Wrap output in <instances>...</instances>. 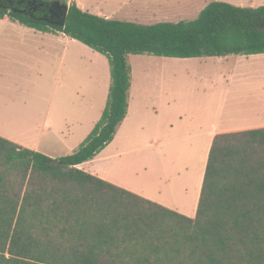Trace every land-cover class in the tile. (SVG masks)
Returning <instances> with one entry per match:
<instances>
[{
  "label": "trees",
  "instance_id": "16d2710c",
  "mask_svg": "<svg viewBox=\"0 0 264 264\" xmlns=\"http://www.w3.org/2000/svg\"><path fill=\"white\" fill-rule=\"evenodd\" d=\"M5 17L104 54L111 85L72 154L53 158L0 136V264H264V127L215 135L195 217L78 167L128 114L129 55L264 54V5L212 1L193 21L141 25L66 0H0Z\"/></svg>",
  "mask_w": 264,
  "mask_h": 264
},
{
  "label": "crops",
  "instance_id": "0c3cea01",
  "mask_svg": "<svg viewBox=\"0 0 264 264\" xmlns=\"http://www.w3.org/2000/svg\"><path fill=\"white\" fill-rule=\"evenodd\" d=\"M78 6L80 7L79 4ZM57 38L67 41L63 45ZM70 40L71 37L64 33L43 32L9 17L0 18V75L13 77L21 85L17 83L20 88L28 90L20 95L22 98L17 103L8 100L10 105L5 101L4 106L0 107V136L53 158L72 154L91 133L102 116L107 102L105 95L107 92L109 94L111 85L110 67L108 69L106 62L105 95L99 111L89 123H84V120L71 123L66 119L61 123L50 119L47 123L45 119L37 131L16 130L25 121L29 122L27 128H35L31 117L40 112V103L46 100L45 93L48 90L42 82L44 73L49 74L50 61L56 50L63 49V53L68 51ZM230 56H237V66L230 72L213 74L209 96L203 104L196 107L178 104V99L184 96V89L180 88L175 91L174 96L162 92L159 106L163 111L155 102L149 106L144 101L133 99L134 72L128 59L132 77L128 114L119 126L114 140L93 160L79 164L78 167L184 215L195 217L215 135L264 127V54H230L212 58H223V62H229ZM21 57H24L26 63L22 72L6 65L20 63ZM165 58L164 65L172 62L171 57ZM81 92L80 87L77 91L78 100L81 99ZM216 95H223L218 113ZM80 113L78 111L77 114ZM144 115L150 121L149 125L146 123L147 127L140 122L144 121ZM217 118L221 123L218 128ZM133 123H137L134 129ZM46 134L52 142L43 149L42 141ZM140 143L145 146L137 147ZM139 152H143L144 162L135 165L137 162L132 161L131 156ZM159 156L164 159V163L154 158ZM174 156L184 162L181 165L167 164V157L170 162ZM129 172H132V176Z\"/></svg>",
  "mask_w": 264,
  "mask_h": 264
},
{
  "label": "rangeland",
  "instance_id": "374dc122",
  "mask_svg": "<svg viewBox=\"0 0 264 264\" xmlns=\"http://www.w3.org/2000/svg\"><path fill=\"white\" fill-rule=\"evenodd\" d=\"M68 4L78 3L84 11L102 17L130 21L141 25H153L160 22L193 21L198 18L200 12L212 1L228 2L237 6L257 7L264 5V0H66ZM58 39V38H57ZM64 45L67 40L61 38ZM64 39V40H63ZM42 58V56H41ZM128 59L134 72L133 99L144 101V104H160L162 92L174 96L177 89H184V96L178 99V104L184 107H196L203 104L209 96L212 76L218 72H230L237 66V56H230L229 62H223V58H170L172 62H166L167 58L155 55H129ZM109 69L108 58L71 38L69 49L63 53V49L56 50L50 61L49 74L44 73V85L48 89L46 100L40 103V112L31 117L34 127L27 128L29 122L25 121L17 127L21 132L37 131L43 120H55L61 123L65 119L71 123L85 121L91 122L99 111V105L105 95L107 73L105 64ZM11 69L22 72L26 66L24 57L20 63H7ZM42 68V65L39 66ZM18 81L13 77L0 75V107L19 101L27 88H20ZM82 88L81 99H77V91ZM194 91V92H193ZM21 93V94H20ZM108 94V92H107ZM105 95V101L107 98ZM196 94V95H193ZM217 94V93H216ZM213 95V91H212ZM223 95H216L217 113L222 106ZM6 101V102H5ZM206 103V102H205ZM105 104V102H104ZM160 107V106H159ZM161 111H163V108ZM81 111L80 114H77ZM143 126L147 127L150 121L143 116ZM91 120V121H90ZM37 122V123H36ZM137 123H133L132 129ZM153 124L150 126L152 129ZM221 127L220 121H216V128ZM4 131V129H2ZM10 131V129H8ZM48 133V132H46ZM46 134L42 141V148L52 142ZM62 146V145H61ZM123 146V145H122ZM143 147L144 144H137ZM66 149V148H65ZM144 152V151H143ZM139 152L131 156L132 161L140 164L144 162V154ZM64 154V152H63ZM64 156V155H63ZM156 156V155H155ZM160 163L164 159L154 157ZM147 160V159H146ZM169 164L168 157L166 159ZM165 162V163H166ZM139 168V167H138ZM140 170V169H139ZM137 170V171H139ZM141 173V172H140ZM138 173V174H140ZM132 176V172H129Z\"/></svg>",
  "mask_w": 264,
  "mask_h": 264
},
{
  "label": "bare ground",
  "instance_id": "6f19581e",
  "mask_svg": "<svg viewBox=\"0 0 264 264\" xmlns=\"http://www.w3.org/2000/svg\"><path fill=\"white\" fill-rule=\"evenodd\" d=\"M170 157H172V156H170ZM183 160H180V158H178V157H176V156H174V158H171V160H170V162H169V164H174V163H176L177 165H181V163H183L182 162ZM194 161V160H193ZM186 163V162H185ZM197 164V163H196ZM177 165H176V167H177ZM185 165V164H184ZM178 168V167H177ZM176 169V168H175ZM179 169V168H178ZM176 172V171H175ZM171 173H172V171H171ZM173 174V173H172ZM174 176V175H173ZM168 177V176H167ZM192 177V176H191ZM168 179V178H167ZM135 181V180H134ZM174 182H172V184H173ZM183 183V182H182ZM185 183V182H184ZM173 185H175V184H173ZM161 186V185H160ZM163 187V186H162ZM174 187V186H173ZM163 189V188H162ZM161 190V189H160ZM180 190V189H179ZM168 191V190H167ZM173 191V189L171 190V192ZM164 193H165V191H164ZM175 193H177V192H175ZM172 194V193H171ZM173 195H174V193H173ZM182 196V195H181ZM180 196V197H181ZM174 198V197H173Z\"/></svg>",
  "mask_w": 264,
  "mask_h": 264
},
{
  "label": "water",
  "instance_id": "95a60500",
  "mask_svg": "<svg viewBox=\"0 0 264 264\" xmlns=\"http://www.w3.org/2000/svg\"><path fill=\"white\" fill-rule=\"evenodd\" d=\"M65 21H66V16H65V19L63 20V24L65 23Z\"/></svg>",
  "mask_w": 264,
  "mask_h": 264
}]
</instances>
